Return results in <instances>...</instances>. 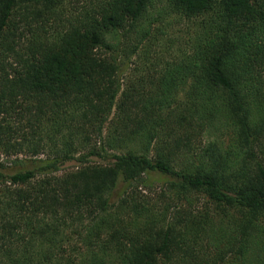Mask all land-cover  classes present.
<instances>
[{
    "label": "trees",
    "instance_id": "16d2710c",
    "mask_svg": "<svg viewBox=\"0 0 264 264\" xmlns=\"http://www.w3.org/2000/svg\"><path fill=\"white\" fill-rule=\"evenodd\" d=\"M64 1L0 0V264H264V0H168L201 21L126 88L152 0Z\"/></svg>",
    "mask_w": 264,
    "mask_h": 264
},
{
    "label": "rangeland",
    "instance_id": "374dc122",
    "mask_svg": "<svg viewBox=\"0 0 264 264\" xmlns=\"http://www.w3.org/2000/svg\"><path fill=\"white\" fill-rule=\"evenodd\" d=\"M73 0H65L63 4L59 7V10L62 12V14L69 15V13L72 12L71 6H72ZM63 6V7H62ZM62 7V8H61ZM75 14V13H73ZM200 18H191L184 16L180 11H177L175 9H172V6L169 4L168 0H152V7L149 9V11L144 15L143 19H140L138 21L137 27H139L142 32L144 33L147 29L146 26L149 25V33L151 35V39L148 40V38L144 39L143 44H140L137 48V53L140 55L147 53V58L144 57H138L137 55H134L131 57V60L124 65L123 67V75L122 83L123 88L128 87L130 83H134L135 79H139V77L147 75L148 73L151 74L153 71V68H158L159 66L165 65L167 62L171 61H178L179 56L178 54L182 52V47L184 46L183 50L187 49L188 43L190 41V36L193 35V31L195 30V24L196 21H199ZM201 21V20H200ZM32 34L34 33L36 26H33ZM121 45L120 47L124 48L127 45L133 46L137 43L138 38H135L131 35L120 36ZM184 44V45H183ZM177 64V63H176ZM150 69V72H149ZM184 100V95L180 94L179 99L177 100V103L172 104V107L177 106L182 107L186 106V104L182 103ZM20 101V100H19ZM28 101H26L27 103ZM12 121H15L12 119ZM113 121H116L115 118H109L106 124L103 127V133L102 135L105 136L107 133V128H110V124H112ZM12 124L17 123L11 122ZM46 124V122H45ZM108 128V129H109ZM219 133L215 130H206L202 131L201 135L198 137V141L195 145H205L208 140H217V141H223V138L218 136ZM99 139L97 135L90 134L87 144L88 147L98 146L99 145ZM226 140V139H225ZM77 144V140H76ZM77 148V147H76ZM87 148H77V150L73 153H83L87 151ZM114 150L110 149L109 153L113 152ZM42 157H45V155H40ZM30 155L24 153L19 154H12V155H6L3 154L0 150V162H2L4 165H7L8 172L13 171L14 164H17L18 160H23L29 158ZM181 161L177 160L176 166L181 165ZM24 164L27 163L26 160L22 161ZM74 164V161L69 162L65 165V168L72 169ZM68 170V169H67ZM154 177L159 178V175H154ZM142 192V191H141ZM144 193V192H142ZM147 193V192H146ZM153 192H148L147 195H152ZM198 194H196V198H198ZM201 201L203 199L201 198Z\"/></svg>",
    "mask_w": 264,
    "mask_h": 264
}]
</instances>
